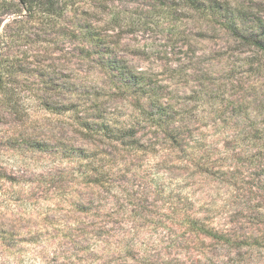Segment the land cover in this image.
<instances>
[{"label":"rangeland","instance_id":"1","mask_svg":"<svg viewBox=\"0 0 264 264\" xmlns=\"http://www.w3.org/2000/svg\"><path fill=\"white\" fill-rule=\"evenodd\" d=\"M221 1L264 24V0ZM91 5L0 27V264H264V57L224 18L114 0L113 57L151 85L128 90L76 39L111 19Z\"/></svg>","mask_w":264,"mask_h":264},{"label":"trees","instance_id":"2","mask_svg":"<svg viewBox=\"0 0 264 264\" xmlns=\"http://www.w3.org/2000/svg\"><path fill=\"white\" fill-rule=\"evenodd\" d=\"M80 0H2L0 1V27L4 23V18L9 16H14L15 20L18 17H26L29 20H39L43 23V25L47 28L56 27L58 21H62L69 8L76 7L77 2ZM114 0H92V15L93 17L98 19V17H102L105 15H111V19L108 20L107 27L104 26H96L93 23H87V21H77V31L81 33V36L76 39H83V42L90 44L93 47V52L91 53L98 56L99 59V67L107 71L105 74L108 76V72H110V81L111 78L114 77V80L119 82L121 85L127 87L128 90H139L141 92L149 91L151 87L150 84H147V81L144 76L141 74H136L135 72L129 71L127 68L123 67L120 61H117L115 57H113V52L111 51L112 47L107 42L109 32L107 30L115 31L120 27L121 17L123 16V9L113 10L110 9L109 5ZM148 3V6L151 8L150 11L144 13L145 18H149L150 15H160L164 17L165 15H169V11L174 9H179L180 6L197 13H204L205 17L209 18H224L226 19L225 28L228 33L233 36L236 41L245 45L246 47H253L257 53V55H261L264 57V24L260 21H255L256 24L253 27L243 28L237 24L239 19H243L245 16L243 11L237 10L233 7V5L227 1L221 0H143ZM239 6V5H238ZM79 10V9H77ZM76 10V11H77ZM142 15V14H141ZM143 17V16H141ZM90 18V17H89ZM24 22V21H23ZM22 23V22H21ZM62 27V26H61ZM51 29V28H50ZM110 38V37H109ZM112 38V37H111ZM98 49V50H97ZM88 52V51H87ZM1 61V60H0ZM1 64V63H0ZM7 68H3L0 66V92L5 90V76L8 74ZM116 78V79H115ZM114 81V82H115ZM6 91V90H5ZM11 97V96H10ZM151 100L155 99L153 94H150ZM156 102V101H153ZM15 107L17 103H13ZM158 106L156 103H154ZM8 106L9 113L16 110V108L11 105ZM163 107L160 105V108ZM163 108V110H166ZM154 110V109H153ZM169 111V109H167ZM145 113V112H144ZM147 121L154 122L153 124L156 127H160L157 122V117L155 119H151L154 117L152 112L145 113L144 115ZM93 132L100 134L101 132H107L109 130V125L101 124L100 126L96 125ZM92 131V130H91ZM129 131H125L123 137H132V133L128 134ZM111 136H113L112 131L109 132ZM82 136L85 139H91L88 137L89 135L82 133ZM135 140V139H134ZM178 139L172 140L174 142V147L178 148L180 146ZM57 217V216H56ZM50 221H53V218ZM56 223H50L49 225H55ZM52 228L51 226H49ZM59 229V227L57 228ZM203 229V228H202ZM68 237L72 234H66ZM65 235V237H67ZM64 236V234H62ZM75 244V241H73ZM158 253V252H157ZM159 257V255H157ZM153 258V256H149ZM155 257V256H154ZM147 260V258L145 259Z\"/></svg>","mask_w":264,"mask_h":264}]
</instances>
